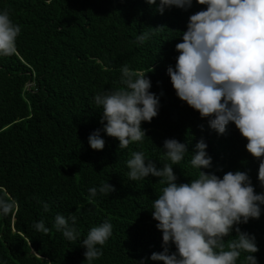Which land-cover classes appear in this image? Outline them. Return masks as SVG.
Segmentation results:
<instances>
[{
	"label": "trees",
	"instance_id": "trees-1",
	"mask_svg": "<svg viewBox=\"0 0 264 264\" xmlns=\"http://www.w3.org/2000/svg\"><path fill=\"white\" fill-rule=\"evenodd\" d=\"M205 7L193 0L187 11L173 6L160 14L147 0H0V9L21 27L16 52L0 55V198L15 201L9 214L0 215V264H86L80 243L106 219L112 235L93 264L142 259L163 264L150 259L163 251L162 232L150 209L165 185L154 176L130 180L126 161L131 152L142 151L157 167L171 163L163 149L167 138L188 145L184 159L173 165L178 183L198 176L190 160L203 137L213 158L212 167L203 171L221 177L246 171L255 191L264 192L259 161L246 150L247 139L235 124L225 134L212 130L206 118L176 96L167 74L189 16ZM145 32L155 34L137 43L136 36ZM123 65L148 72L150 91L160 95L159 113L143 122L147 136L142 142L119 149L118 139L102 132L105 147L94 150L88 136L102 127V108L94 97L123 87ZM102 182L116 190L90 200L88 189ZM41 202L49 205L47 211ZM58 213L77 216V240L55 229ZM41 219L50 229L47 234L33 227ZM239 227L255 235L259 251L253 255L264 264V212ZM235 235L224 238L226 250ZM175 250L171 244L169 253ZM246 255L242 252L237 264H245Z\"/></svg>",
	"mask_w": 264,
	"mask_h": 264
},
{
	"label": "clouds",
	"instance_id": "clouds-1",
	"mask_svg": "<svg viewBox=\"0 0 264 264\" xmlns=\"http://www.w3.org/2000/svg\"><path fill=\"white\" fill-rule=\"evenodd\" d=\"M163 14L175 6L187 11L193 0H147ZM206 6L191 14L182 41L175 45L179 53L167 74L176 96L206 118L209 127L225 134L234 123L247 139L246 150L259 161L258 180L264 187V0H196ZM161 27L155 29L159 31ZM21 27L10 18L7 9H0V55L17 50ZM153 33L136 36L139 44ZM150 72V71H149ZM148 72L121 67L123 87L99 92L95 105L102 108L101 128L88 136L94 150L105 147L101 133L118 139L119 149L142 142L146 135L143 122H151L159 113L160 95L150 91ZM163 93H161L162 95ZM202 137L195 144L190 164L198 176L190 182L178 183L173 165H178L189 151L188 145L176 138L164 140L165 156L171 163L162 167L147 160L144 152L133 151L126 161L127 177L132 181L154 176L160 179V194L152 201L151 214L162 232L163 251L153 252L150 259L163 264H237L241 253H247L245 264H258L253 255L259 251L256 237L241 230L240 224L258 219L264 212V192L257 193L246 171H228L223 176L203 169L212 167V156ZM115 186L102 182L88 189L89 199L97 194L108 195ZM43 203L47 211L49 205ZM15 201L0 198V215H7ZM71 221V222H70ZM77 216L57 214L54 227L69 241L80 236ZM34 229L47 234L50 229L43 219L34 222ZM110 219L91 227L80 245L86 250V264L103 256L102 246L110 238ZM235 231V239L226 245L224 238ZM174 244L175 251L169 253ZM138 264H146L145 260Z\"/></svg>",
	"mask_w": 264,
	"mask_h": 264
}]
</instances>
